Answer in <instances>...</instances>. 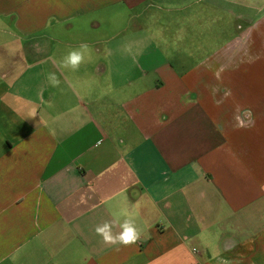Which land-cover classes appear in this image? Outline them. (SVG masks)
Instances as JSON below:
<instances>
[{
	"label": "crops",
	"instance_id": "obj_1",
	"mask_svg": "<svg viewBox=\"0 0 264 264\" xmlns=\"http://www.w3.org/2000/svg\"><path fill=\"white\" fill-rule=\"evenodd\" d=\"M0 264H264V0H0Z\"/></svg>",
	"mask_w": 264,
	"mask_h": 264
},
{
	"label": "clouds",
	"instance_id": "obj_2",
	"mask_svg": "<svg viewBox=\"0 0 264 264\" xmlns=\"http://www.w3.org/2000/svg\"><path fill=\"white\" fill-rule=\"evenodd\" d=\"M122 51L125 54L133 55L131 45L126 44ZM89 54V45L81 43L78 47L70 50L60 61V67L64 69H70L75 72L78 71L80 65L85 62L86 57ZM48 82L51 86L57 87L60 83L56 73L48 74ZM126 218L123 222L119 221L116 217L112 221H105L104 223L97 225L95 232L101 236L102 243L107 246H114L119 250L120 247H131L137 244L140 240L141 233L136 227L134 220L125 211L122 213ZM114 228H118V232H113Z\"/></svg>",
	"mask_w": 264,
	"mask_h": 264
}]
</instances>
